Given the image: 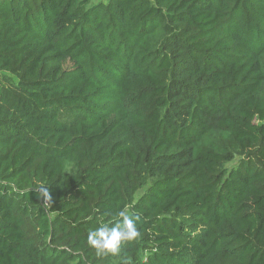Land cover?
Returning <instances> with one entry per match:
<instances>
[{
  "label": "trees",
  "instance_id": "1",
  "mask_svg": "<svg viewBox=\"0 0 264 264\" xmlns=\"http://www.w3.org/2000/svg\"><path fill=\"white\" fill-rule=\"evenodd\" d=\"M0 264H264V0H0Z\"/></svg>",
  "mask_w": 264,
  "mask_h": 264
},
{
  "label": "clouds",
  "instance_id": "2",
  "mask_svg": "<svg viewBox=\"0 0 264 264\" xmlns=\"http://www.w3.org/2000/svg\"><path fill=\"white\" fill-rule=\"evenodd\" d=\"M37 196L43 197L45 204L51 202V196L44 187H38ZM130 207L119 210L116 213L118 219L107 222L102 220L88 231L87 243L95 249L97 255H117L123 242L133 241L140 236L136 223L139 217L130 213Z\"/></svg>",
  "mask_w": 264,
  "mask_h": 264
}]
</instances>
